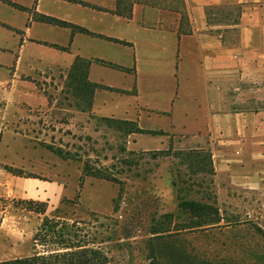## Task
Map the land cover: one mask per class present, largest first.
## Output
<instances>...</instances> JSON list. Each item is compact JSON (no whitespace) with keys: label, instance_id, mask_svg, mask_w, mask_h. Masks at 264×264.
Wrapping results in <instances>:
<instances>
[{"label":"crops","instance_id":"crops-1","mask_svg":"<svg viewBox=\"0 0 264 264\" xmlns=\"http://www.w3.org/2000/svg\"><path fill=\"white\" fill-rule=\"evenodd\" d=\"M184 2L188 33L179 12L139 2L127 16L124 0H0V137L18 135L10 125L25 116L53 113L45 81L81 60L90 102L60 108L78 128L133 122L142 132L126 134L128 150H205L218 171L240 162L246 177L259 175L248 167L264 161V0ZM26 179L42 189L30 192ZM48 183L63 186L0 167V198L61 202ZM9 205L0 199V230Z\"/></svg>","mask_w":264,"mask_h":264},{"label":"rangeland","instance_id":"rangeland-1","mask_svg":"<svg viewBox=\"0 0 264 264\" xmlns=\"http://www.w3.org/2000/svg\"><path fill=\"white\" fill-rule=\"evenodd\" d=\"M85 68L79 61L67 74L46 80V92L57 101L53 113L25 116L22 124L10 125L18 135L0 137L3 170L59 180L63 186L48 183L46 188L56 197L64 196L57 204L0 198L6 206L10 203L0 230V260L101 249L105 264H149L146 242L153 231L166 229L164 234H173L204 257L239 262L248 260V251L259 249L263 254L257 264H264L262 156L258 165L248 167L260 168V174L250 179L240 162L234 169L216 170L205 150L199 157L195 150L172 147L128 150L125 136L137 129L133 122L120 123L115 131L102 121L99 133L78 128L71 112L64 115L60 108H75L79 98L90 102L94 87L83 91ZM59 147L74 158L59 156L54 151ZM21 182L32 193L43 185L32 179ZM181 198L218 208L220 226L192 227L193 221L202 219L179 210ZM67 259L53 257L49 263L66 264Z\"/></svg>","mask_w":264,"mask_h":264},{"label":"trees","instance_id":"trees-1","mask_svg":"<svg viewBox=\"0 0 264 264\" xmlns=\"http://www.w3.org/2000/svg\"><path fill=\"white\" fill-rule=\"evenodd\" d=\"M121 1V0H120ZM123 1V0H122ZM124 10L122 12L130 16L131 15V5L133 2L143 3L145 5L157 6L162 8H169L170 10H174L180 13V31L181 32H190L191 25L190 20L185 8L184 0H175L174 7L168 6L166 4V0H124ZM121 3V2H120ZM43 20L48 22H54L58 24H62L65 26H71L74 29L76 26L71 23L62 22L57 19L43 16L41 17ZM81 61V60H80ZM79 62V60H78ZM84 62V61H82ZM77 64H74V66ZM87 63L85 62V67ZM122 68V67H120ZM86 76V70H85ZM139 132H142L138 127ZM54 151L63 158L73 159L74 156L71 153L64 151L62 148H56ZM196 156L199 157V150L193 151ZM190 154V153H189ZM209 156V155H208ZM194 155H189L188 158L192 159ZM193 160V159H192ZM196 164V161H193ZM31 176V175H29ZM79 195L77 194L76 197ZM31 203V201H30ZM179 210H182L183 213H191L192 216H196L198 221H193L192 227H200V226H210V227H219V222L223 218L219 213L218 208L213 205H209L207 203L197 201L194 199H183L181 198L178 203ZM166 229L162 231H153L151 236L146 242L147 248V256L150 260L149 264H257L258 261L261 260L263 251L262 250H251L246 253L248 256V260L245 261H237L236 259L226 258V257H216V258H207L196 251L186 246L183 241L177 239L173 234H164ZM67 248H72V246H67ZM58 259L59 258H68L66 264H105L107 263V258L105 253L101 249H82L81 251H74L70 253H64L54 256H40L34 254L32 256L27 257H19L14 259L2 260L0 264H50L49 260L51 258ZM62 264V263H60ZM64 264V263H63Z\"/></svg>","mask_w":264,"mask_h":264}]
</instances>
